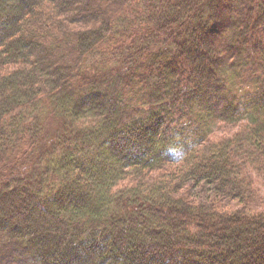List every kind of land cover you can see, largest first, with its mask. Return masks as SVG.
<instances>
[{"label":"trees","instance_id":"16d2710c","mask_svg":"<svg viewBox=\"0 0 264 264\" xmlns=\"http://www.w3.org/2000/svg\"><path fill=\"white\" fill-rule=\"evenodd\" d=\"M263 188L264 0H0V264H264Z\"/></svg>","mask_w":264,"mask_h":264},{"label":"rangeland","instance_id":"374dc122","mask_svg":"<svg viewBox=\"0 0 264 264\" xmlns=\"http://www.w3.org/2000/svg\"><path fill=\"white\" fill-rule=\"evenodd\" d=\"M262 181V180H261ZM264 199V188L261 190V192H260V196L259 197H257L255 200H254V202L255 203H258V204H260L261 203V201ZM246 204H248V205H251L252 204V200H250V201H247V202H245ZM234 204H236V205H241V203H234ZM258 204H256V205H254L253 206V208H259V205Z\"/></svg>","mask_w":264,"mask_h":264}]
</instances>
